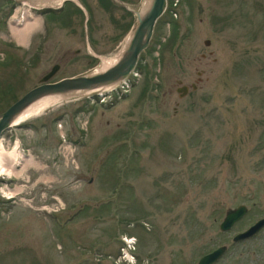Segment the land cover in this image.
<instances>
[{"label":"rangeland","instance_id":"rangeland-1","mask_svg":"<svg viewBox=\"0 0 264 264\" xmlns=\"http://www.w3.org/2000/svg\"><path fill=\"white\" fill-rule=\"evenodd\" d=\"M39 1L0 0V112L55 63L50 81L100 66L136 20L123 0ZM24 9L38 21L21 42ZM134 69L126 94L70 96L2 131L19 174L0 175V264H197L220 244L213 264H264V227L232 240L264 216V0H167Z\"/></svg>","mask_w":264,"mask_h":264},{"label":"water","instance_id":"water-1","mask_svg":"<svg viewBox=\"0 0 264 264\" xmlns=\"http://www.w3.org/2000/svg\"><path fill=\"white\" fill-rule=\"evenodd\" d=\"M144 1L141 0L138 9L131 8L125 2L121 1L126 6V9L135 14L136 20L129 29L127 34L129 36L123 45L121 54L113 63L98 71L92 69L84 73L63 76L57 80L50 81L49 79L59 69V64L55 63L42 75L38 84L26 90L20 97L0 112V134L11 125L15 115L29 103L43 95L70 93V96H91L95 93L108 91L118 86L135 68L140 52L149 43L157 19L167 8V0H147L142 7ZM209 42V39H205L206 44ZM80 90L84 91L78 93ZM246 211L247 206L244 203L227 208L219 223L220 230H229ZM262 227H264V216L256 219L247 228L235 233L232 240L237 242L247 239ZM226 250L227 245L220 244L201 255L197 264H213Z\"/></svg>","mask_w":264,"mask_h":264},{"label":"bare ground","instance_id":"bare-ground-1","mask_svg":"<svg viewBox=\"0 0 264 264\" xmlns=\"http://www.w3.org/2000/svg\"><path fill=\"white\" fill-rule=\"evenodd\" d=\"M63 0H42L40 2V4H44L47 3L48 5H57L60 4ZM147 0L144 1V3L142 4V7L145 5ZM38 2V3H39ZM37 4V3H36ZM39 4V5H40ZM42 6V5H41ZM29 9V8H28ZM32 13L30 11H28L27 9L22 12V14L18 17L15 16V18H18L14 21H17L16 25L19 26L18 27H13V33L16 34V36H18L19 41L23 42L24 41V36L26 34V32L30 31V29L36 27V23L38 21L37 17H34L31 15ZM31 15V16H29ZM128 36L126 37L125 42L128 39ZM121 46V48L118 50V52H116L114 55L112 56H99V58L101 59V64L100 66L96 67L94 69V71H98L101 70L105 67H107L108 65H110L111 63H113L121 54V50L123 48V45ZM84 90H80L78 93L83 92ZM70 96V93H60V94H48V95H43L37 99H35L34 101H32L31 103H29L24 109H22L17 115L14 116V118L12 119L11 124L13 123H18L20 120H23L24 118L29 117L30 115H34L38 112H42L41 110H43L44 108H46L47 106L56 103L57 101L61 100V99H65L68 98ZM63 101V100H62ZM5 154L1 151V147H0V175H6L9 176L11 174H19V171L15 169V160L18 159V153L15 150V160H12L11 158H9L8 156H4ZM29 156L24 158V164L23 168L30 164L31 161L29 160ZM17 190H13L11 192L10 195L15 194Z\"/></svg>","mask_w":264,"mask_h":264},{"label":"built area","instance_id":"built-area-1","mask_svg":"<svg viewBox=\"0 0 264 264\" xmlns=\"http://www.w3.org/2000/svg\"><path fill=\"white\" fill-rule=\"evenodd\" d=\"M132 75H134V76H132ZM135 78H136V71L134 70V71H132V73L129 75V76H127L126 78H124L123 80H122V82L118 85V86H116L115 88H113L112 90H109V91H107V92H111V91H113V90H115L116 92L115 93H119L118 95H116V96H120V94L122 95V94H124V93H126V92H128L129 91V88L133 85V83L135 82ZM123 91H124V93H123ZM107 92H100V93H98V95H100V94H103V93H107ZM113 96V95H112ZM111 96V97H112ZM125 258V260H126V263H127V260L129 261V258L128 257H124ZM128 264H133V262L132 261H129V263Z\"/></svg>","mask_w":264,"mask_h":264},{"label":"trees","instance_id":"trees-1","mask_svg":"<svg viewBox=\"0 0 264 264\" xmlns=\"http://www.w3.org/2000/svg\"><path fill=\"white\" fill-rule=\"evenodd\" d=\"M124 1H127V0H124ZM126 12L128 13V14H131V11L130 10H126ZM131 25H132V21H129L127 24H126V26L123 28V30H124V32H123V36L127 33V31L129 30V28L131 27ZM138 66H139V64H138Z\"/></svg>","mask_w":264,"mask_h":264},{"label":"flooded vegetation","instance_id":"flooded-vegetation-1","mask_svg":"<svg viewBox=\"0 0 264 264\" xmlns=\"http://www.w3.org/2000/svg\"><path fill=\"white\" fill-rule=\"evenodd\" d=\"M51 8H53V7H47V9L50 10V11H48V12H54V11H51ZM48 12H47V13H48ZM181 90H182V92H185V91H186L185 87H182ZM253 259H255V261H257V260L259 259V257L256 256L255 258L253 257Z\"/></svg>","mask_w":264,"mask_h":264}]
</instances>
